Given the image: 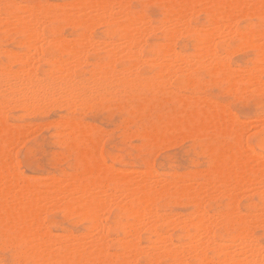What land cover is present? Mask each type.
Returning a JSON list of instances; mask_svg holds the SVG:
<instances>
[{
  "label": "bare ground",
  "instance_id": "6f19581e",
  "mask_svg": "<svg viewBox=\"0 0 264 264\" xmlns=\"http://www.w3.org/2000/svg\"><path fill=\"white\" fill-rule=\"evenodd\" d=\"M12 1L10 4L9 0H0V28L1 26H4V25H6L8 29L10 28L7 25H10V27L11 25H13V29H14V26L17 27L18 32H20V34L26 37L25 38L26 40L24 43H26L27 45H31L32 49H34L33 47H35L33 45H36V43L39 40H44V41L45 40L47 41L48 39L51 40V38L49 37L46 39V34L55 35L59 33V30L57 27H50V26H49L50 28L47 27V24L49 22H63V23H66L67 25L82 26L83 31L80 33L82 34V36L81 35L78 36L79 37L78 40L80 42L77 39L76 40L74 39L75 41H78V44L82 42L84 43L83 40L86 38V36L87 37L90 36L88 31L91 28H93L92 26L103 24L105 26L103 34L108 37L116 35L118 42L115 40L114 41L118 44L115 43L117 45L116 46L113 42L114 46H112L111 42L113 40L111 41L108 38L107 39L105 38L104 39L105 41L103 40L105 44L101 47H104L106 44H107L106 46H109L108 44H110L113 50H111L109 47L108 48L106 47L108 51L111 50L109 51L110 53L114 52V47L115 48L120 47L122 51L124 50L123 52L121 51V53L125 52L126 54V55L125 54L123 55L124 57L128 56L130 59L131 58L139 59L138 54L143 51V47L139 45V43L142 41L141 38L143 39V36H144V35L142 36L143 31H145L148 28V30L150 29V34H151L153 33L154 29L156 30L155 26L154 28H152L150 21L147 20L149 18L148 16H147L148 18H146L145 14L142 11L140 10L134 11L132 9V7L130 6V0H70L68 1V3L62 2L61 6L57 10L51 7H47L46 4L45 6L43 5L44 7H41L39 5H36L34 3L32 4L30 2H29L30 4H24V5L20 3L22 6L18 7V9H20L19 13L14 11L15 9H13L12 7L13 6L12 4L15 3L18 6L19 3L12 2ZM156 1L163 8L162 13H161L162 18L160 20L161 24L159 23L160 26H158L159 28L163 29L162 41L157 42L155 44H148V47H146L145 51L149 53L151 57L154 56L152 59H150L151 57L148 58L150 59V61L149 60L142 61V60H145L144 58V59H141V62H139L140 60L139 61L137 60L135 62H130L131 63L130 71L129 69L128 71H126L127 67L126 68L123 67L126 69V70L124 69L125 72L121 70L122 74L125 73L124 77L123 75H121L120 70H118L117 72L119 73L117 74H119L118 76L121 75V77H123L122 80H124V78L126 79L127 77H129V75L131 76V74L133 73H135V76L133 75V77H136V71L134 72L132 71L133 73H131L132 67L134 68V66H135V70H137L136 67L141 66V65H146L150 68H154L153 73L155 75L169 74L168 76H172L170 75L171 73L176 74L177 72L183 71V68H187V71H188V67L190 65L195 66V64L199 62H201V65L203 66L205 65V62H206L207 65L212 67L216 72L221 73L222 75H226V78L228 80H242L243 77H242V74H239V71L243 67H240V69L238 67H237L238 69H236L235 67V69L232 70L229 66V62L225 59L227 57L222 58L223 55H221L220 52L223 51L224 53L225 52L227 53L229 51L230 52L239 51L240 49L247 47V48H250L254 52L255 58L252 63L253 66L248 67L246 69L244 67L245 70L243 71L245 72L243 73L245 74L247 72L246 74L247 76L244 74L243 76L246 77V79L249 80L250 83H253L255 85L256 84L259 85L262 82L261 74L264 73V28L262 27H257L255 29L250 28V27L241 28L238 25L236 20H238L239 18L245 19L248 16H255L258 19H261L264 21V0H156ZM57 4L59 3L57 2ZM200 11L206 15L207 24L197 25L193 23L194 19L196 18L197 13ZM148 24L150 27H147L145 28V30L142 31L143 27L145 25L148 26ZM148 30H146L144 33H146ZM181 34L189 35L192 38V41H193L192 46L194 50H193L192 58L190 59L184 53L182 54L181 52H179L175 47V41L178 38V36H180ZM83 36L85 37L81 41L80 38ZM225 36L228 37L229 39H233L232 45L234 46V48H231L230 47L231 45L229 46L228 44L227 45L222 44L219 46L220 48L217 49L216 48L217 43L214 40L215 37L219 38V37H225ZM52 38H53L52 40L54 39L56 40L58 38H59L58 40H60V35L57 38H54V37ZM65 38L61 37V39H64L63 42H65V40L67 41V39ZM92 39L93 38L87 39V40H90V42L85 39L87 41V42L85 41L87 45L85 43L83 45L82 43L81 45L84 46L82 47L83 48H85V46L87 47L89 43H91L92 45V42L94 44V41H93L94 39L93 40ZM100 40L102 41V39ZM106 40H109L110 43H108ZM61 45L65 47V44H61ZM71 45L73 44L71 43L68 46V42H66V48L68 47L70 49ZM27 47L30 48V46H26V48ZM76 49L77 51L80 49L83 51L81 47L77 48L76 46L72 48L71 49L72 51L69 50V52H73V55L71 54L72 57L74 56V54L77 55L79 53V51L78 52L75 51ZM95 49L96 48L94 46L93 50ZM118 49L119 48H117L116 51L120 53ZM39 50L40 49L37 50V53ZM31 52H33V50ZM7 53L10 54L9 51ZM24 53L26 52L24 51ZM24 53L20 54L17 52V54L15 53L16 56H14V58L17 57L18 54L21 56V55H24ZM28 53L25 54L26 58H23L22 56L19 57L22 60L19 61L20 66L18 65L16 66V68L20 67L17 69H20L22 73L21 74L22 76H20L21 78L18 80L19 84H25L26 86L28 85V87L31 86V89H32V85L34 81L36 80V78L39 77V80L41 79H40V76L36 75L37 67L35 64V60L37 59V57L35 59L33 55L35 54V52H33L32 54L29 53L31 57H34L31 60H30L31 57H29ZM117 55L118 54H116V56ZM77 56H79V58ZM77 56L76 58L69 57V61H67L68 57H67V60L60 59L56 61L57 58H55L56 60L53 59L54 60L53 63L55 62V64L58 66L56 67L55 65H51L50 66L51 70H52V67L55 66L56 69L57 68L59 69V71H64V72L66 71L65 74L66 73L70 74L73 67L78 66L79 64L82 65L80 63L82 61V58L80 62L78 61L79 64L77 62L76 64H73V62L70 61V58L71 60L75 58L77 61L78 59H80L81 54L80 55L78 54ZM11 58L9 59L11 60ZM113 58L114 57H108V60L98 61L95 63V65L97 66V68H99V70L105 68L104 71H106L108 70L106 67L113 66L115 63V60H117V58H114V59ZM75 59L73 60L74 62H75ZM12 60H16V59H12ZM43 60H46V59H43ZM203 60H206V61H203ZM46 68H49V67H46ZM5 70L6 69H4V71ZM51 70L49 69L47 72L49 73ZM59 71L58 73H55V74H58V77L60 76ZM5 72H2V73H5ZM10 72H8L7 70V73H5V75L6 74L9 75ZM82 72L84 71L82 70ZM113 72H111L110 75H113L112 74ZM126 72L130 74L126 76ZM185 72H186V69H185ZM104 73L106 72H102L100 73V75L102 76L103 74L104 76ZM13 74L17 78L18 74L20 73H18L17 76H16V73H13ZM51 74H54V73H51ZM98 74L96 75V73L95 74L93 73V75L90 74V76L95 78V81H96V76L98 77ZM1 75L2 74H0V76ZM137 75H138L137 78H139L141 75H144V74L140 75L137 73ZM10 76L9 78L12 77L13 79V75L11 77ZM52 76L48 75L47 77L50 79V77L52 78ZM90 76L87 75V78L89 79ZM113 76H112V79L115 78ZM168 76H167V79L169 78ZM1 77L3 78V76ZM107 77H111V76H107ZM107 77L105 78L106 82L108 79ZM148 77L150 78L151 76H148ZM46 78H43L44 81L42 80L43 81L42 83L46 82L45 81L47 80ZM93 78H91L92 81H93ZM149 78L145 79V82L148 81L147 82L148 84L146 83L147 86H149L150 81H155L154 80L155 78L154 79L150 78L151 79L150 81H149ZM156 78L158 79V81L162 83L163 79L166 77H164L163 75L162 78L159 76ZM159 78H161L162 81L161 79L159 80ZM67 79L68 80L70 79V75H69V78ZM74 79L77 81L76 78ZM88 79H86L85 77L86 81ZM102 79L103 78H101V81ZM140 79H142L141 81L143 82L144 76L140 77ZM246 79L244 78L243 81H245ZM7 80L5 79L6 84L4 81L2 82V85H0V87L4 86V88L0 90V93L1 92L5 93L6 95L4 98H9V101H11L10 99H12L14 100V103L17 102L16 100L18 99L17 98L15 99V95L19 94L20 96L17 95V97L19 98V100L20 98L23 100L21 102L22 104H19V105L26 106L25 108H30V109L31 107H27V106H31L33 104L40 102L42 98L44 100L51 99L50 100L52 102L51 104L56 102L57 98H55L54 102L52 101L53 95L50 94L51 89L49 90V92L47 91L49 88L45 90L47 91L46 95L45 93L41 95L40 91L39 92L37 91L35 93V89H36L35 88L36 85H35V87H33L35 88L34 92L33 94H31L33 89L32 91L28 90V92L30 91V93H27L22 88L23 86L20 87V85L14 84V82L11 84H7L9 83L8 82L9 80L8 81ZM39 80L37 82L35 81V84L40 82ZM70 80H72L71 82H73V79H70ZM82 80H84V76ZM105 80L103 82H105ZM136 80L137 79L135 80L132 79V82L133 81L136 82ZM125 81L126 80H124V82ZM158 81L156 82L158 83ZM164 81H166V79H164ZM191 81L192 80L190 79L189 82ZM60 82H63V81H60ZM69 82H68V85H69ZM94 82L93 84L92 82L90 83L87 82V83L88 85L92 84L95 86L96 84H94ZM110 82H111V79H110ZM130 82H131V78H130ZM51 83H56V80L55 82L52 81ZM64 83H61V84H64ZM111 83H113L112 84L113 86L117 84V83L115 84L114 82H111ZM65 84H64V87H66ZM86 84H84L85 85L84 86L82 83V85L85 88H86ZM183 84L184 82L182 83V85ZM43 85L45 84H42V86ZM58 85L60 84L58 83ZM42 86L41 88H43ZM117 86L118 84L116 85V88ZM121 86L125 87V85H122V84ZM247 86L250 87L249 85ZM247 86H245V89L247 88ZM39 87L40 85L38 86V88ZM77 87L80 88L81 85ZM91 87H88V88H91ZM101 87H104V86H99V88ZM55 88L58 89V86ZM104 88L103 90L101 88V91H104ZM125 88H122V92H123V89L126 90ZM155 88H156V84H155ZM260 88H261V85H260ZM77 89L76 91L79 92V90ZM109 89L106 88V90H109ZM159 89H162V88H159ZM238 89L240 90V87ZM255 89L257 88L255 87ZM72 90H74L73 86H72ZM84 90L86 89H81V92L82 91L84 92ZM92 90L94 91L93 87H92ZM98 90L99 89H97V91ZM93 91H91L90 93L91 95ZM115 91L113 93L115 94L116 92L120 93L121 89L119 91L118 89L116 92ZM15 92H17V94ZM53 92H55V90ZM61 92L59 91L60 94L59 93L58 94L60 95V98L63 99L64 93L61 94ZM83 92L82 94L81 93L79 94L85 97L86 93H84L83 95ZM124 92L129 93V91H124ZM79 94L77 96H79ZM96 95H98V93ZM102 95H105V94H102ZM111 95L115 97L114 94H110L109 98L111 97ZM70 96L67 98L69 99ZM72 96L75 97L76 95H72ZM72 96L71 98H73ZM98 96H96V102H99L97 100ZM186 96L187 94L185 96L183 95L182 97L176 96L175 98L176 99L177 97L178 99L180 98L179 99L180 103H182V105L185 108L189 109V112L186 114L185 123L183 124V126L185 125V127L189 128V130L190 129L193 130V134L195 131L194 129L196 127L199 126L200 128L201 125H202L201 127H204L203 126L204 124L210 125L209 127H211V129L218 131L222 135L223 133L229 134V135H233V134L235 135V131H233V129H235L237 125H238L237 129L241 128L239 126L240 120L237 121L236 120L237 118H235V120L238 122L237 123L234 121V118H232L233 120L229 119L233 116H231L229 111H227L228 110L227 108V110H224L226 113L225 112L223 113L226 114L227 117L229 115L231 116V117L230 116L228 117V120L230 121L232 120L231 122L234 121L235 123H237V125H234L233 124L234 122L232 123V125L235 128L234 127L229 128L230 126L228 124L230 122L227 120L228 123H226L227 121L221 111L222 108L221 110L217 109L219 105L218 101L216 104L217 106L214 107L213 103L212 105L207 103L208 97L204 98V96L203 97L201 96L200 97H196V96L188 97L189 95L187 97ZM125 98H127V95ZM74 99L75 98H73L74 103L75 101L77 102L78 98H76V100ZM85 100H86V97H85ZM91 100L95 101V97L94 99L92 97ZM101 100H103V98ZM60 101L62 102L61 103L62 105L65 104V102L60 99L58 101L59 104H60ZM70 101L71 99H69L68 103H71ZM79 101H80V98L77 104L78 103L82 104L84 102V100L80 102ZM4 102L7 105L8 101L7 102L3 101L2 104ZM11 102L9 106H11ZM213 102L215 103V101ZM14 103L12 106H15L16 104V107H17L18 102L15 104ZM74 103L72 106H74ZM6 105L4 104V108L6 107ZM36 105L39 106L41 104L39 103ZM48 105L49 103L46 106L48 107ZM22 106L21 108L23 109ZM69 106L71 105L69 104ZM49 107H51V105H49ZM2 108L0 109V240H1L0 248L1 249H4V248L13 249L18 259H20L21 261H28L30 264H52L56 262H63L64 264L83 263L92 256H97L103 252H107V250L105 251V247L108 244L111 245L115 243L119 247V252H116V253L112 252L113 256L118 257L122 262H127L128 258L135 259L136 256L140 255L143 257L145 264H162L160 260H164L165 264H264V245L260 244V242L258 241V239L254 236L252 232V228L255 226L261 227L264 229V156L263 155L260 156L261 154L259 155L258 152H256L251 146L247 144V142L242 143L243 141L242 139L244 138V137L242 138V136H244L243 134L239 133L238 135H235L233 137L232 143H229V142L228 143L226 142L215 143L213 141L206 143L205 150L209 152L210 154V159H209L210 164L208 163L210 167L208 169L203 167L204 170L198 171L197 173L195 172L192 174L189 173L190 175L188 176V178H185V179L179 178L180 177L179 176L173 179L171 178L163 179L162 177H161L162 179H160L158 177L159 175L155 173L156 171H154L155 174L153 173L154 174L153 176V174L151 173L152 172L151 167L150 168L146 167L147 170L146 168H144L143 170L151 171L149 172V174L150 173L152 174L150 175V176H153L152 178L150 176L149 178L148 177L143 178L144 177L143 174H142L143 177L140 176L141 177L140 178L138 176L136 178L135 171H133L134 173H132L130 170H128L130 173H126V171L123 172L124 169L119 171L115 167L114 168L116 170L113 169V167L111 166L109 169H112V171L110 170L108 171L107 169L109 165L108 167H106L107 165L99 166L98 163H96V161L93 162L94 158L92 160L91 153L88 151V149L89 148L92 149L95 147V145L97 146L98 144H93L91 142L92 140L91 141L89 140L88 131L90 130H84V129L82 130V126L78 124L79 122L77 123L78 125H80L78 127L77 125L73 124L74 120L73 121L72 119L69 120L70 121L69 123L67 119L65 121L63 118L62 120H64L63 121L64 123L61 125L62 129L61 130L57 129L58 130L57 134L58 135L60 134L62 136L63 138L62 141L63 143L67 145V147L74 148L76 152V160L78 162L77 163L78 168L80 171H77V173H74V174H68L66 172H62L59 177L56 176L57 178L55 176L49 177L50 175L49 176L47 175L49 177L47 179L39 180V181L35 180V181L30 182L28 178L26 177V175L21 174L19 170L15 169L17 166L15 167L14 165L13 167L15 171H11V167L9 170V167L7 165L8 164L7 162L9 161H6V156L7 155L11 156L12 152L10 148L7 149V147L9 146L7 147L5 146V142H6L5 140L7 136L5 133L8 132L7 130H9L10 132V129L8 128L10 126L8 127L6 126L7 122L5 123L6 120L3 119V116H2L4 115V113H2L3 111H1L4 108L3 109ZM37 108L35 110H37ZM43 108L44 106L42 107V109ZM248 120L250 121L251 119H248ZM254 120H255L254 122L259 121L255 118ZM71 121L73 123H71ZM54 122L52 121L51 123H54ZM58 122H62V121L59 120L57 121V123ZM47 123L48 122H46V124ZM245 123H242V124L244 125ZM83 124L84 126L86 125V127L88 126L87 123L86 124L83 123ZM43 125H45V123ZM149 126H151V124ZM91 127H93V125H91ZM28 128L29 129L32 128V125L31 127L28 126ZM32 129H36V127ZM203 129L205 128H202V130ZM13 130H14L13 131V135H14V133L16 132H15V129ZM26 130H24V132H26ZM165 130L166 129L162 127H160L159 129L152 128V134L148 135V137L152 142L161 141L164 139ZM21 131L23 132V130ZM242 131H244V129ZM22 132L21 133L20 131L18 132L20 133L19 137L20 136L22 137ZM145 132L148 134L149 131L148 132L145 131ZM188 132L189 131H187V133ZM189 133L191 134V132ZM144 134L145 133H143L142 135L144 136ZM180 134L183 135L182 132ZM263 134L264 133H262V135ZM187 135L186 136L189 137V134ZM196 135H198V133L194 134L193 136L196 137ZM207 136H209V134ZM19 137H18V140H19ZM14 141L12 140V142ZM14 145H15V142H14ZM258 147L261 148L262 143H259ZM94 151L93 153H96V152L98 153V150L95 152ZM96 155L100 160L101 158L99 157V155L98 154ZM10 156H7V157H10ZM13 158H14V155H13ZM13 158L11 159L13 160ZM12 160H11V163L13 164L15 160L14 161ZM11 163L9 162V165ZM145 166L147 165L145 164ZM104 169H106L107 171ZM146 171L144 172L145 176H146ZM139 172L141 173L142 171H139ZM202 176L204 178V181L203 179H200L202 182H195L196 178L202 177ZM196 181H199V180L197 179ZM246 181L249 182V184L253 187L252 192L256 197V201H253V199L249 200V203L247 205L248 210L245 213V212H242L237 206L238 198L240 196L242 197V195H239L238 197V193L236 192L238 188L236 187H240V186L242 187L240 182L244 183ZM249 184L248 186H250ZM246 188L248 189L247 191L249 192V187L246 186ZM246 188L244 187V190H246ZM220 197H223L225 199L224 208H219L218 206H212V205L207 206L205 204L206 202L208 203L210 201H214L216 198L218 199ZM158 201H160V203ZM182 201H184L183 204L189 207L187 213L185 214H181V213L179 214L178 212L167 213L165 211L168 204L170 203L171 204H182ZM44 210L50 213L51 211H60L61 213L65 215V217L67 216L68 218H71V219L78 218L79 220H83L86 222L85 229L80 234L70 233L71 231L69 230L70 231L69 233L67 234L63 233L64 236L62 235V233H60L61 234L60 236L59 235L55 236L47 228L43 219L40 218V213ZM113 210H115L117 213V220H116V223L114 222V224L109 225L103 219V215L104 213L110 214ZM171 228L178 229L181 232V238L177 239L176 241H172L169 237H167V235L165 234V231ZM109 230L118 231L120 232L122 236L117 239L111 238V237L109 238L108 236ZM141 231H145L154 237L153 239L150 240L151 243L146 244L148 246L143 245L142 247L140 245L139 234ZM116 237H119V236H116ZM101 256L103 255L101 254ZM134 259L132 260L130 264H140L138 261H136V259L135 260ZM0 264H4L1 258H0Z\"/></svg>",
  "mask_w": 264,
  "mask_h": 264
},
{
  "label": "rangeland",
  "instance_id": "374dc122",
  "mask_svg": "<svg viewBox=\"0 0 264 264\" xmlns=\"http://www.w3.org/2000/svg\"><path fill=\"white\" fill-rule=\"evenodd\" d=\"M11 1L9 0L10 4H11ZM68 1H70V0H16V1L13 0L12 2H16V3L18 2L19 4L21 3L22 5L34 3V4L39 5L41 7H44L46 4L47 7H51L53 9L57 10L61 6L62 2L68 3ZM57 2L59 4H57ZM65 3H63V4H65ZM19 4H18V6L15 3L12 4L13 9H15L14 11H16L18 13L20 11V9H18V7L22 6L21 4L20 5ZM130 6L132 7V9L134 11H139V10L142 11L145 14L146 18L149 17L147 20L150 21L152 28H154V26L156 28V30L154 29L153 33L150 34V29L148 30V28H147V27H150L149 24H148V26L145 25L146 27L145 26L143 27L142 31L145 30V28H147L146 30H148V31L146 33H144L146 30L143 31L142 36L143 35L144 36H143V39L141 38V40L142 41L144 40V41L143 42L141 41L139 43V45L141 47H143V51L138 54L139 59L138 58H131L130 59L128 56L124 57L123 55L125 54V52L121 53L122 50L120 47H116V48L114 47V52L110 53L109 51L113 50V48H112V46H114L113 42L115 44L116 43L115 41L118 42V40H117L116 35L108 37V36L103 34V31L105 29V26L103 24H98L97 26L94 25L95 27L92 26L93 28H91L88 31L90 36L89 37L86 36L85 39L87 40L88 38H90V39L93 38L94 40L93 39L92 40L94 41V44H93V42H92V45H91V43H89L90 46L89 45L87 47L85 46V48H83L84 47L83 45L86 41L84 39L85 36L80 38L81 41L84 39L83 40L84 43L82 42L83 45H81L82 43L78 44V41H79L78 36L79 35L82 36V34H80V33L83 31V27L80 25H67L66 23H63V22H49L48 23L49 25L47 24V27H49V26L50 27H57L59 30V33L55 34V35L46 34V39L49 37V38H51V40L48 39L47 40L48 42L46 40L45 41L39 40L38 41L39 43L37 42L36 45H33L36 47V48L33 47L34 49L31 48L32 47L31 45H27L26 43H24L26 40L25 39L26 37H24V35H22V34H20V32H18L17 27L14 26V29H13V25H11V27H12V29H11L10 25H7L10 28V29H8L6 27V25L1 26V28H0V31H1L0 32V69L1 68L2 69L0 70V72L6 71L5 73H7V70H8V72L11 71L9 75L6 74L8 76V78L11 75L12 71H13V73H16V76L18 73H20V74H18V76L16 78L15 75L12 73L13 79L11 77L12 75L10 76L11 78L8 79L7 76L5 75V73L1 72L0 74H2L1 76H3V78L0 76L1 77L0 78V82H1L0 85H2V82H4L5 79L6 80L8 79L9 81L8 80L7 81L9 83H7V84H11L14 82V84L20 85V87L23 86L22 88L27 93H30V91L28 92V90L32 91V89H33L31 94H33L34 89L36 88L35 93L37 91L38 92L40 91L41 95H43V93H45V95H46L47 91L49 92V90L51 89L50 94L53 95V98H52L53 102H54L55 98H57L56 102H58L59 99L63 100L65 102V104L63 102L64 105L61 104L62 103L61 101H60V104H59V102L58 103L54 102L53 104H51L52 103L50 101L51 99L50 100H47V99L44 100L42 98L43 101L40 100V102L36 103V104L40 103L41 105L37 106L36 104H33L31 106H27V107H31V109H30V108H25L26 106L19 105V104H22L21 102L23 100L21 98H20L21 101L19 100L17 95L18 96H20V95L17 94V92H15L17 94V95H15V99L16 98L18 99V100H16L18 103L15 102L18 105L17 107H16V104L14 103V100L10 99L12 101L11 102V101H9V98H4L6 95L5 93H3V92L0 93L1 94L0 95V109L2 107L4 108V104L6 105L5 102L3 104H2V102L8 101V103H7L8 106L6 105V107H8V108L5 107L4 109L2 108L3 110H1V111H3L2 113H4V115H2L3 119L6 120L5 123L7 122L6 123L7 127L8 126L12 127V128L8 127L10 129V132H9V130H7L8 132L5 133L8 136V137L6 136L5 146L6 147L9 146V147H7V149L10 148V150L12 152L11 156L7 155L10 157L6 156V161H9L11 163V160H12L11 158H13V155H14V158L12 161L15 160L14 163L13 164L11 163L10 165H9V162H7L9 170L11 167V171H15L13 166L14 165H15V167L17 166L15 169L19 170L21 174L26 175V177L28 178V180L30 182L35 181V180L36 181L44 180V179H47L49 177H54V176L59 177L62 172H66L68 174H74V173H77V171H80L78 168V164H77L78 162L76 160V152H75L74 148L67 147V145L65 143H63V141H62V139H63L62 136L60 134L59 135L57 134L58 130L62 129L61 125L64 123L63 122L64 120L66 121V119L68 120L69 123H70L69 120H71V119H72V121L74 120V123L72 121H71V123L77 125L78 127L81 125L82 130L83 129L84 130H90V131H88L89 140L90 141L92 140L91 142L93 144H98L97 146L95 145V147H94L95 149L94 148L88 149V151L91 153L92 160L94 158L93 162L96 161V163H98L99 166L107 165L106 167H108V165H109L108 169L105 167L108 171L109 170L112 171V169H109L110 166L113 167V169L116 168L119 171L124 169L123 172L126 171V173H130L128 170H130L132 173H134L133 171H135L136 178L138 176L139 177L142 176V174L144 175V177L142 176L143 178H145V177L149 178V176L152 175L154 173V171H156L155 173L157 175H159L158 177L160 179H162V178L163 179L164 178L165 179H167V178L173 179V178H176L179 176H180L179 178H184V179L188 178V176L190 174H192L194 172L197 173L198 171L204 170L203 167H205L206 169H208L210 167V165H209L210 164L209 163L210 154H209V152H207L205 150L206 143H208L210 141H213L215 143H217V142L232 143L233 137L235 135H238L239 133L244 135V136H242V138L244 137L242 139L243 140L242 143L247 142V144L249 146H251L256 152H258L259 155L261 154L260 156H262V155L264 156V134L262 135V133H264V119H263L264 118V73L261 74L262 82L259 85L258 84L255 85L253 83H250L249 80H247L246 77L243 76V74H244L243 72H245L243 70H245L248 67L253 66L252 63H253L254 58H255L254 52L250 48H247V47L242 48L239 51H231V52L229 51L227 53L225 52L226 54L223 51L220 52L221 55H223L222 58L227 57L225 59L229 62V66L232 70H234L235 67H236V69H238V68L240 69V67H243L242 69H240L241 72L239 71V74H242V77H243L242 80H228L226 78V75H222L221 73L216 72L212 67L207 65L206 62H205L204 66L201 65V62H199V63L195 64V66L190 65L188 67V71H187V68H183V71L177 72L176 74L171 73L170 75H172V76H168L169 74H167V75L166 74L155 75L153 73L154 68H150L146 65H141V66L136 67L137 70H135V66H134V68L132 67L131 73L136 71V77H133V75L135 76V73L131 74V76H130L129 75L130 73L128 74L126 72V76L129 75V77H127L126 79L124 78V80H126L125 81L126 83H125L124 80H122L125 73L122 74L121 70H123L125 72L126 69H127L126 71H128V69H129V71H130V66H131L130 62H135L137 60L138 61L140 60L139 62H141V59H144V58H145V60H142V61H146V60L150 61V59H152L154 56L151 57V55L145 51L146 47H148V44H155L157 42L162 41V36H163V29L158 27L161 24L160 20L162 18L161 13H162L163 8L156 0H148V1L147 0H130ZM257 19L258 18L255 16H248L245 19L239 18L236 21L241 28H244V27H250L253 29H255L257 27L264 28V21L261 19H258V20ZM152 23H153V25H152ZM193 23L197 24V25L207 24L206 15L201 11L198 12ZM56 35H58V36L60 35V40H58L59 38L56 40L55 39L52 40L53 39L52 37H54V38L58 37ZM63 36H65L66 38ZM75 36L78 38H76ZM61 37L67 39V41L65 40V42H63L64 39H61ZM73 37H75V38H73ZM105 38L106 39L108 38L111 41L113 40L111 42L112 46L110 44H108L109 46H106L107 45L106 44L104 47H101L105 44V42H104ZM68 39H69V41H68ZM71 39H72V41L74 39L75 40L77 39L78 41L74 40L72 42ZM100 39H102V41ZM61 40H62V42H61ZM109 40H106V41L108 43H110ZM214 40L217 43V45H216L217 49H219L220 48L219 46L222 44H226V45L228 44L229 46L231 45L230 46L231 48H234V46L232 45L233 39H229L226 36L225 37H219V38L215 37ZM87 41L90 42V40H87ZM95 41H96V43H95ZM42 42L43 43L45 42V43L43 44ZM66 42H68V46L71 43L74 46L71 45L70 49L68 47H67L68 48L67 49L66 48ZM69 42H70V44H69ZM60 43L65 44V47L62 46ZM192 43H193V41H192L191 36L181 34L180 36H178V38L175 41V47L179 52H181L182 54L184 53L190 59V58H192V54H193V50H194ZM116 44H118V43H116ZM26 46H30V48H28V47L26 48ZM76 46H77V48L81 47L84 52L81 49L78 50L79 51L78 54L79 55L81 54V56H80V59H78L76 61L75 58L78 55L76 53V52H78L76 49L75 53L77 55L74 54V56H73V57H75L74 58L75 62L73 61L74 59L71 60V58H70V61L73 62V64H76V62L79 64V62L82 58V61L80 62L82 65L79 64L80 66L78 65V66L73 67L71 72L69 71L70 74H67V73L65 74L66 71L64 72V71H59L58 68L56 69V67L58 65H56L55 62L53 63V61L56 60L55 58H57L56 61H58L60 59L61 60L62 59L67 60V57L69 54H70L69 57H72L71 54L73 55V52H69V50H71L72 48H74ZM94 46L96 48L95 50H93ZM106 47L107 48L109 47L111 50L108 51V49H106ZM117 48H119L118 51H120V53H118L116 51ZM36 49L37 50L40 49L38 51V53H37ZM32 50H33V52H35V54H33L35 59H36V57H37V59H39V60L36 59L37 61L35 59L34 60H35V64L37 67L36 68V75L40 76V79H41V80H39V77L36 76L37 78L35 81L37 82L39 80L41 83L38 82L37 84H35V81H34L33 85L31 84L32 85V89H31V86L28 87V85L26 86L25 84H19L18 80L21 78L20 76H22L21 75L22 73H21L20 69H17L20 67L16 68V66H18V65L20 66L19 61L22 59L19 57L22 56L23 58H26L25 54H27L28 52L30 53ZM8 51H9V53L12 51L14 54L12 52L10 54H8L7 53ZM24 51L26 53H24ZM17 52L20 54L24 53V55L20 56L18 54V56L14 58V56H16L15 53L17 54ZM33 52H31L30 54H32ZM29 53H28V55H29ZM115 53L118 55L116 56ZM38 54H39V56H38ZM113 55H115L116 57ZM49 56H50V58H49ZM11 57H13V58H11ZM29 57H31V56L29 55ZM34 57H31L30 60ZM69 57H68L67 61H69ZM77 57L79 58V56H77ZM108 57H114V58H117V60H115V63L113 66L106 67L108 70L104 71L105 68L99 70V68H97L95 63L98 61H106V60H108ZM149 57H151V58L148 59ZM9 58H11V60L12 59H16V60H12L13 61L12 62ZM40 58L42 59V61ZM47 58L50 60H48ZM43 59H46V60H43ZM203 61H206V60H203ZM83 62H85V63H83ZM51 65H55L56 67L53 66L52 70H51V67H50ZM196 66H198V67H196ZM46 67H49V68H46ZM87 67H88V69H87ZM123 67H125V68L127 67V68L125 69ZM192 67H194V68H192ZM244 67H245V69H244ZM4 69H6V70L4 71ZM49 69L52 72L50 71L48 73L47 71ZM97 69H98V71H97ZM185 69H186V72H185ZM209 69H210V71H209ZM82 70L84 72H82ZM85 70L87 71V73ZM112 70L115 72V74ZM118 70H120V73H121V75H123V77H121V75L118 76L119 75V74H117V73H119V72H117ZM58 71L60 72L59 77H58V74H55V73H58ZM102 72H106L107 75H106V73H104V76H103V74L101 76L100 73H102ZM111 72H113L112 74L115 76L110 75ZM51 73H54V74H51ZM93 73L94 74L96 73V75L99 73L98 77L96 76V81H95V78L90 76V74L93 75ZM137 73L140 75L144 74V75L140 76V77L144 76V79H143L144 83L141 81L142 79H140V77L137 78L138 77ZM246 74H247V72L244 75H246ZM48 75H50V76L53 75L54 77L52 76V78L56 80V83H51L52 81L55 82V80H53L51 77L49 79L47 77ZM65 75L66 76L68 75L67 78H69V75H70V79H73V82H71L72 80L69 79L71 82L70 83ZM87 75L90 76L89 77L90 80L87 78ZM152 75H153V77H152ZM163 75H164V77H166V78H164V79H166V81H164V79L162 81L161 78ZM73 76H74V78L77 79V81L73 78ZM83 76H84V80H82ZM107 76H111V77H107ZM112 76L115 78L112 79ZM117 76H118V78L120 77L119 78L120 80L117 78ZM148 76H151L150 78H152V79L155 78L154 79L155 81H150L151 79ZM158 76L161 77V78H159V80L161 79L162 83L160 81H158V79L156 78ZM167 76L169 77L168 78L169 80L167 79ZM4 77H5V79H4ZM14 77H15V79H14ZM85 77H86V79H88L87 81L85 80ZM94 77H95V75H94ZM106 77L108 79L110 78L111 82H114L115 84L117 83L118 84L117 88H116L117 84L114 85L115 86L114 87L112 85L113 83L110 82V79H109V81L107 79V82H106V80H105ZM170 77H172V78H170ZM43 78H46L47 80L48 79L49 80L48 81L45 80L46 82L42 83L44 81ZM64 78L68 80L69 85H68L67 80H65ZM91 78H93V81ZM101 78H103L102 81H101ZM116 78L119 80V82L122 80L120 82V84ZM128 78H129V80H128ZM130 78H131V82H130ZM134 78L137 79L136 82L135 81L132 82V79L135 80ZM146 78L147 79L149 78V81H150L149 86L146 85V83L148 82V81L145 82ZM183 78H184V80H183ZM244 78L246 79L245 81H243ZM10 79H12L13 81ZM139 79H140V81H139ZM190 79L193 82L192 81L189 82ZM14 80H16V81H14ZM104 80H105L106 84H105V82H103ZM60 81H63V82H60ZM64 81L66 84L64 83ZM94 81L97 83H95ZM127 81H128V83H127ZM156 81H158V83ZM167 81H168V83H167ZM87 82H89V83L92 82V84L94 82V84H96V85L95 86L92 84L88 85ZM183 82H184V84L182 85ZM196 82H197V84H196ZM58 83L62 87L60 85H58ZM61 83H64L66 87H64V84H61ZM82 83H83V85L87 83L86 88L84 87L85 85L84 86L82 85ZM102 83H104V84H102ZM139 83H140V85H139ZM5 84H6V81H5ZM42 84H45V85L42 86ZM121 84L125 85L126 88L124 86H121ZM126 84H127V86H126ZM155 84H156V88H155ZM35 85H36V87H35ZM39 85H40V87L38 88ZM80 85L82 88L77 87ZM105 85H106V87H105ZM247 85H249L250 87H248ZM260 85H261V88H260ZM41 86L43 88H41ZM57 86H58V89L55 88ZM72 86H73L74 90H72ZM91 86L94 88V91L92 90ZM99 86H104L105 88L101 87L102 90L104 88V91H101V88H99ZM245 86H247L246 89H245ZM257 86H259V87H257ZM33 87H35V88H33ZM88 87H91V88H88ZM109 87H110V89H109ZM158 87L162 88L163 90L159 89ZM239 87H240V90L238 89ZM243 87H244V89H243ZM255 87L257 89H255ZM3 88H4V86H1L0 90ZM25 88H27V89H25ZM106 88H108L109 90H106ZM113 88H114V90H113ZM119 88L121 89L120 93L116 92L117 89H118V91L120 90ZM122 88H125L126 90L123 89V92H122ZM76 89L79 90V92H77ZM81 89H86V90L89 89V90H87L88 92L86 90H84V92L82 91L83 95H84V93H86L85 94L86 100H85V97L81 95L82 94ZM97 89H99L98 91H100V92H98ZM45 90H47V91H45ZM54 90H55V92H53ZM57 90H59L60 92L62 90L61 94L64 93L63 99L60 98V95H59L60 93ZM66 90H67V92H66ZM230 90H232V91H230ZM43 91H45V92H43ZM91 91H93L92 95L95 92V94L93 96L90 94ZM114 91L116 92V94L113 93ZM124 91H129L130 94L128 92H124ZM199 91H201V92H199ZM76 92H77V94H76ZM101 92H102V94H105V95H102ZM79 93H81V94H79ZM97 93H98V95H100V94L101 95L98 96V95H96ZM188 93H190V94L192 93L194 95H192V94L190 95ZM78 94H79V96H77ZM110 94H114L115 97L113 95H111V97L109 98ZM132 94H133V96L134 95L135 96L133 97ZM182 94L184 96L187 94V96L189 95L188 97H191V96H196V97H200V96L203 97L204 96V98L208 97L207 98L208 101L206 100L207 103H209L210 105H212V103H213L214 107L217 106L216 104L218 101L219 105H218V108L217 107L216 108L219 110H221V108H222L221 111H222V114L224 115L226 121L228 120V117L230 115L228 114L229 116L227 117V115L224 114L223 112H225L224 110H227V108H228L227 111H229L231 116H233V117L230 116L231 118H229V119L234 118L235 122L240 120L239 126L241 128L237 129V127H238L237 123L238 122L235 123L233 121L234 122L233 123V122H231L233 120L232 119L231 121L228 120L231 123V124L229 123L228 125L230 126L229 128L234 127L232 125V123L234 125H237V127L236 128L234 127L235 129H233V131H235V135L234 134L229 135V134H224V133L222 135L218 131L211 129V127H209L210 125L204 124L203 125L204 127H201L202 126L201 125L200 128L198 126L194 129L195 130L194 134L198 133V135H196V137L193 136L194 135L193 130H191V129L189 130V128H186L185 125L183 126V124L185 123L186 114L189 112V109L185 108L182 105V103H180V100H179L180 98L179 99H178V97H177V99L175 98L176 96L182 97L183 96ZM70 95L71 96L76 95L75 97L74 96H72V97L75 98L74 100H76V98H78L77 102H78L79 98H80V101L84 100V102L82 104L81 103L77 104V102L75 101V103H74L73 98H71ZM95 95L98 96L97 100L99 102H96V96ZM124 95H125V97L127 95V98H125ZM69 96H70L69 99H71L70 102L72 104L68 103L69 99L67 97H69ZM92 97H93V99L95 97V101L91 100ZM99 97H101V98H99ZM102 98H103V100H101ZM129 98H130V100H129ZM19 101H20V103H19ZM213 101H215V103ZM10 102H11V106H9ZM13 103L15 104V106H12ZM48 103H49V105H51V107H49V105H48V107L46 106ZM73 103H74V106H72ZM69 104L73 108L71 106H69ZM224 104L226 107L224 106ZM21 106L23 107V109L21 108ZM34 106L37 108V110H35L36 108ZM43 106H44V108L42 109ZM29 113H31V114H29ZM157 117H159V118H157ZM259 117H260V119H259ZM63 118H64V120H62ZM235 118H237L236 119L237 121L235 120ZM254 118L259 120L261 123L259 121L254 122L255 121ZM57 119L61 120L62 122L57 123V121H59ZM248 119H251L252 122H251V120L249 121ZM52 121L53 122L55 121V122L51 123ZM228 121L226 123H228ZM36 122H38V123H36ZM46 122H48V123L46 124ZM168 122H169V124H168ZM44 123H45V125H43ZM77 123L80 125H78ZM83 123H85V124L87 123L88 126L87 127H86V125L84 126ZM242 123H245L244 124L245 127ZM255 123L256 124L258 123V124L256 125ZM90 124L93 125L94 128L91 127ZM150 124H151V126H149ZM31 125H32V128L36 127V129H32V128L29 129L28 126L31 127ZM231 125H232V127H231ZM241 125H243V126H241ZM205 126H207V127H205ZM249 126H251V127H249ZM13 127H15V128H13ZM160 127L166 129L165 134L168 136H166L164 134L163 140L152 142L149 139L148 135L152 134V128L153 129L154 128L159 129ZM242 127H244V128H242ZM21 128H23V129H21ZM85 128H87V129H85ZM202 128H205V129L202 130ZM13 129H15V132H16V133H14V135H13V131H14ZM243 129L246 132L242 131ZM252 129H253V131H252ZM18 130L20 131V133L22 132L21 130H23L22 137L21 136L19 137L20 133H18L19 132ZM24 130H26V132H24ZM145 131H147V132L149 131L148 134ZM187 131L191 132V134L189 132L187 133ZM140 132L142 134L145 133L144 136ZM181 132L183 135L180 134ZM8 133H10V134H8ZM17 134H18V136H17ZM175 134H177V135H175ZM187 134H189V137H187L188 136ZM205 134H207V135L209 134L210 137L212 135V137L210 138L209 136H207ZM18 137H19V140H18ZM93 137H95V138H93ZM15 138H16V140H15ZM94 139H96V140H94ZM12 140L13 141L15 140L14 141L15 145H14V142H12ZM259 143H262L261 148L258 147ZM64 148H66V149H64ZM96 149L98 150V153L97 152L93 153L94 150L97 151ZM96 154L99 155V157L101 158L100 160ZM61 157H63V158H61ZM104 163H106V164H104ZM144 163L147 166H145ZM146 167L147 168L151 167L152 172L146 171L147 170ZM12 168H13V170H12ZM144 168H146V170H145L146 176L144 174V172H145L143 170ZM106 169H104V170H106ZM198 169H200V170H198ZM148 170H150V169H148ZM57 171H58V173H57ZM139 171H142V172L140 173ZM149 172H151L152 174L151 173L149 174ZM154 174H153V176H154ZM47 175L48 176L50 175V176L48 177ZM153 176H150V177L152 178ZM30 177H32V178H30ZM197 179L199 181H196ZM200 179H203V181H204V178L202 176V177L196 178L195 182H202ZM242 183L243 182H240L242 187L240 185H238V186H240L243 189H241L240 187H236V188H238L236 191L238 193V197H239V195H242V197L240 196L238 198L237 206L242 212L246 213L248 210L247 205L249 203V200L253 199V201H256V197L252 192L253 187L249 184V182L246 181L243 184ZM248 184L250 186H248ZM243 185H245V186H243ZM246 186L249 187V192L247 191L248 189L246 188ZM244 187L246 188V190H244ZM239 190H240V192H239ZM243 190L248 194H246ZM216 199L214 201H210L208 203L206 202L205 204L207 206L212 205V206H218L219 208H224L225 199L223 197H220L217 200ZM158 202L160 203V201H158ZM183 202L184 201H182V204H171L170 203L166 207L165 211L167 213L178 212L179 214L180 213L185 214V213H187L189 207H187L185 204H183ZM49 213L50 212H48L46 210L42 211L40 213V218L43 219L47 228L55 236L56 235L60 236L61 235L60 233H62V235L64 236V234H67L70 231H71L70 233H74V234L79 233L80 234L85 229L86 222L83 220H79L78 218L77 219H71V218H68L67 216L65 217V215L63 213H61L60 211H51V213L50 214ZM62 214H63V216H62ZM103 219L109 225L114 224V222L116 223V220H117L116 211L113 210L110 214L104 213ZM73 220H75V221H73ZM166 231H165V234L172 241H176L177 239L181 238V232L178 229H172L171 228V229H167ZM252 232H253L254 236L258 239L260 244L264 245V229L261 227L255 226L252 228ZM108 236H109V238L111 237V238L117 239V238H120L122 235L118 231L109 230ZM116 236H119V237H116ZM153 238L154 237L151 236L149 233H147L145 231H141L139 234L140 245L142 247H143V245L148 246L146 244L151 243L150 240ZM0 244H1V240H0ZM106 250H107V252L101 253L103 256H101V254H99V255H97L98 257L92 256L87 261H85L83 263H67V264H130L132 262V260L134 259V258H128L127 262H122L118 257H114L113 253L119 252V247L115 243L111 244V245L108 244L105 247V251ZM0 258L2 259L4 264H30L28 261H21L20 259H18L16 253L11 248H4V249L0 248ZM135 259L140 264H145V261H144L142 256H140V255L136 256ZM160 261L162 264H165L164 260H160ZM52 264H64V263L63 262H56V263H52Z\"/></svg>",
  "mask_w": 264,
  "mask_h": 264
}]
</instances>
